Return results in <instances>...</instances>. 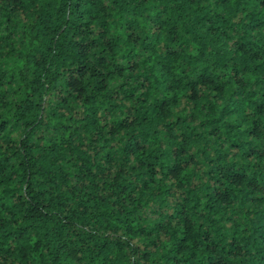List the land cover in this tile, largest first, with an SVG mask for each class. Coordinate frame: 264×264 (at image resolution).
<instances>
[{"label":"trees","instance_id":"1","mask_svg":"<svg viewBox=\"0 0 264 264\" xmlns=\"http://www.w3.org/2000/svg\"><path fill=\"white\" fill-rule=\"evenodd\" d=\"M0 264H264V0H0Z\"/></svg>","mask_w":264,"mask_h":264}]
</instances>
